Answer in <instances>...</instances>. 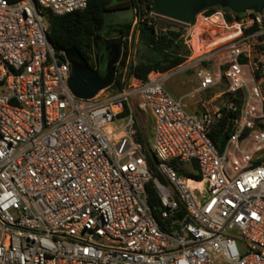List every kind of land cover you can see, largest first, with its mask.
Returning <instances> with one entry per match:
<instances>
[{
    "label": "built area",
    "instance_id": "obj_1",
    "mask_svg": "<svg viewBox=\"0 0 264 264\" xmlns=\"http://www.w3.org/2000/svg\"><path fill=\"white\" fill-rule=\"evenodd\" d=\"M87 1L0 0V264H264V9L203 11L193 26L151 11L181 28L187 60L79 99L47 16ZM199 19L198 44L222 41L195 56ZM137 20L122 38L124 74ZM180 69H198L197 92L224 88L187 112L163 87ZM132 98L152 119L149 152L163 181L147 166ZM222 118L219 150L210 136Z\"/></svg>",
    "mask_w": 264,
    "mask_h": 264
},
{
    "label": "trees",
    "instance_id": "obj_2",
    "mask_svg": "<svg viewBox=\"0 0 264 264\" xmlns=\"http://www.w3.org/2000/svg\"><path fill=\"white\" fill-rule=\"evenodd\" d=\"M129 7L134 12L131 21H116L114 24L106 22V13H114L117 10ZM216 10L207 9L204 14L209 16ZM151 11L152 0H88L83 11L59 17L48 15V40L57 52L65 51L68 48L76 49L92 68L93 65L89 62V59L92 54L93 37L101 34L105 37L119 36L125 38L130 32L134 19L137 18L135 29L138 31L137 43L141 50L135 54V64L128 65L124 74L123 68L126 62L127 48L123 44L121 58L116 66L115 80L110 87L114 92H119L124 85L123 78L127 80L133 77L146 81L149 73L168 72L181 65L190 56V51L184 46L180 38L181 28L166 21H157L146 17ZM224 11L229 15L228 10ZM198 22L200 25L201 19ZM258 50L264 52V39L260 40ZM126 115L127 110L125 109L122 117ZM225 126L226 118H222L217 129L210 136L219 150L222 149L228 136V131H223ZM137 137L145 150L146 162L151 174L163 181L156 168L155 159L149 152V144L145 143L138 133ZM192 167L196 169L193 163ZM179 174L191 175L188 169L185 168H180ZM192 176L197 179L200 178L198 174H192ZM147 191L150 203L157 205L158 199L154 191L150 187H147Z\"/></svg>",
    "mask_w": 264,
    "mask_h": 264
},
{
    "label": "water",
    "instance_id": "obj_3",
    "mask_svg": "<svg viewBox=\"0 0 264 264\" xmlns=\"http://www.w3.org/2000/svg\"><path fill=\"white\" fill-rule=\"evenodd\" d=\"M207 9L228 10L235 15L248 11L260 13L264 9V0H152V11L157 16L193 26L196 16ZM134 12L132 8L106 13L108 24L116 21H131ZM102 41L99 35L93 37L92 48L94 52L96 69H91L88 62L74 48L64 51L65 58L70 65L68 87L72 94L79 99H92L99 92L110 88L115 80L116 66L122 54V37L106 41L112 54L104 64H98V49Z\"/></svg>",
    "mask_w": 264,
    "mask_h": 264
},
{
    "label": "rangeland",
    "instance_id": "obj_4",
    "mask_svg": "<svg viewBox=\"0 0 264 264\" xmlns=\"http://www.w3.org/2000/svg\"><path fill=\"white\" fill-rule=\"evenodd\" d=\"M134 17V15H133ZM135 54L141 48H139L138 43L134 45ZM89 62L94 64L93 54H91ZM198 69H180L175 70L169 73L168 78L164 81L163 87L165 90L173 97H178L183 94L191 95L190 104L191 110L200 111L202 109V105L205 106L209 104V99L219 91L223 90V86L219 85L218 88L212 89L208 92H197L196 85L197 79L195 73ZM115 93V92H111ZM184 104L187 105L188 99L184 100ZM140 100L138 98H132L130 101L131 109L135 116V130L140 136H142V140L150 144L151 142V135H152V119L147 111L142 110L140 107ZM185 110L190 112V109L186 106ZM121 122L115 121L111 127L117 130L120 127ZM190 185V182H189ZM193 183L191 184V186Z\"/></svg>",
    "mask_w": 264,
    "mask_h": 264
},
{
    "label": "flooded vegetation",
    "instance_id": "obj_5",
    "mask_svg": "<svg viewBox=\"0 0 264 264\" xmlns=\"http://www.w3.org/2000/svg\"><path fill=\"white\" fill-rule=\"evenodd\" d=\"M98 35L102 38V41H101V43L99 45V49H98L99 50L98 51V64L101 65V64L106 63L108 61V59H110L111 54H112L111 50L107 47L105 42L110 40V39L116 38L117 36L105 37L101 34H98ZM92 54H93L94 64H92L93 66H92V68L91 67L90 68L94 70V69H96L97 64L95 62L93 48H92Z\"/></svg>",
    "mask_w": 264,
    "mask_h": 264
},
{
    "label": "bare ground",
    "instance_id": "obj_6",
    "mask_svg": "<svg viewBox=\"0 0 264 264\" xmlns=\"http://www.w3.org/2000/svg\"><path fill=\"white\" fill-rule=\"evenodd\" d=\"M198 23L199 22H197V25H196V27H195V29H194V33H193V42H192V44H193V48H194V55L196 56V55H198V54H200V53H202V52H205V51H207L213 44H216V43H218L219 41H222V40H218V41H214L212 44H210V45H200V44H198L197 42H198V36H199V28H198ZM191 184H192V182H190V186H191Z\"/></svg>",
    "mask_w": 264,
    "mask_h": 264
},
{
    "label": "crops",
    "instance_id": "obj_7",
    "mask_svg": "<svg viewBox=\"0 0 264 264\" xmlns=\"http://www.w3.org/2000/svg\"><path fill=\"white\" fill-rule=\"evenodd\" d=\"M191 95H189V94H183V95H181V96H178V97H174V98H176V99H182L183 100V102H184V100H186V99H188V103H187V105L186 104H184V106L186 107H188L189 109H190V112H196V110H191V106L189 107V105H191L190 103V97ZM185 103V102H184Z\"/></svg>",
    "mask_w": 264,
    "mask_h": 264
}]
</instances>
